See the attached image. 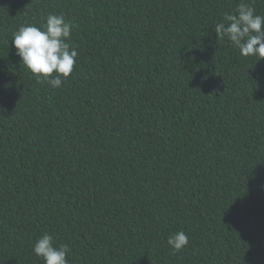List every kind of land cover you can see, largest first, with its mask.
Segmentation results:
<instances>
[{
    "label": "trees",
    "instance_id": "trees-1",
    "mask_svg": "<svg viewBox=\"0 0 264 264\" xmlns=\"http://www.w3.org/2000/svg\"><path fill=\"white\" fill-rule=\"evenodd\" d=\"M241 2L0 0V264H44L45 233L68 264H264V59L213 30ZM49 14L58 88L11 43Z\"/></svg>",
    "mask_w": 264,
    "mask_h": 264
},
{
    "label": "clouds",
    "instance_id": "clouds-1",
    "mask_svg": "<svg viewBox=\"0 0 264 264\" xmlns=\"http://www.w3.org/2000/svg\"><path fill=\"white\" fill-rule=\"evenodd\" d=\"M224 21L215 25L216 36L228 39L243 57L264 59V15L256 13L249 3L238 4L235 14L226 13ZM72 23L63 14H49L43 26H21L12 35L11 43L21 63L37 82L47 81L53 87L62 85V77L73 72L78 52L71 44ZM55 73V75H52ZM54 237L47 233L38 238L32 248L44 264H68L70 248L66 244L54 246ZM189 238L184 231L169 235L167 244L174 250L187 246Z\"/></svg>",
    "mask_w": 264,
    "mask_h": 264
}]
</instances>
